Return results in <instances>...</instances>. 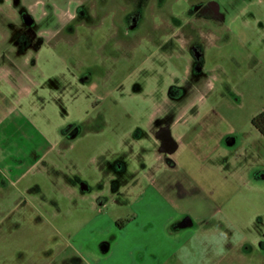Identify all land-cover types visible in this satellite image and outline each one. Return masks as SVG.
I'll return each instance as SVG.
<instances>
[{
  "label": "rangeland",
  "instance_id": "rangeland-1",
  "mask_svg": "<svg viewBox=\"0 0 264 264\" xmlns=\"http://www.w3.org/2000/svg\"><path fill=\"white\" fill-rule=\"evenodd\" d=\"M111 1L113 10L83 14L72 0L59 9L50 0H0V117L20 111L23 134H60L43 160L13 176L14 186L5 188L0 173V264H45L51 255L81 264L85 232L92 244L119 234L111 219L132 212L120 186L137 178L175 199L195 225L229 222L240 243L264 229V136L252 123L264 111V0H217L226 20L219 27L192 14L200 0ZM24 38L31 42L19 53ZM159 127L183 141L164 171L146 147ZM139 140L144 171L131 156ZM82 180L92 186L85 198ZM98 190L121 203H95ZM259 253L247 251L244 264H264Z\"/></svg>",
  "mask_w": 264,
  "mask_h": 264
},
{
  "label": "crops",
  "instance_id": "crops-1",
  "mask_svg": "<svg viewBox=\"0 0 264 264\" xmlns=\"http://www.w3.org/2000/svg\"><path fill=\"white\" fill-rule=\"evenodd\" d=\"M2 98L0 96V100ZM22 116L20 111H16L14 114L10 113L5 117H0V162L4 164L0 168V173L2 174V185L5 188L14 186L17 182V178H13L14 175L20 176V179L24 174H21V171L27 165L33 166L40 159L43 160L60 141V134L59 137L56 136L51 141L45 136L37 134V130V136L30 134V130L23 134V128L19 121ZM5 124L11 125V128L8 129L9 132H7ZM162 128L168 129L166 134L173 141L171 148L167 149L162 145L160 132ZM91 129L96 130L94 126ZM66 134H61V136L65 137ZM16 135H19L17 137L22 136L26 140V147L23 148L21 145V143L24 145L23 142L16 141ZM154 136L155 138L150 141V145L146 147L153 149L155 159L159 162L156 167L164 171L168 167L166 161L169 156L176 154L183 144L182 135L175 137L168 127H159ZM134 143H137L138 148L136 151H131V156L133 159H138L136 164H139L141 170L144 171L139 158L143 155L141 150L145 145L141 141ZM29 162L31 163L29 164ZM170 164L176 165V162L173 161ZM99 168L102 172H111L103 166H99ZM109 177L114 192L118 191V177L115 174H109ZM140 180L137 178L135 182L123 183L120 186L122 191L126 193L125 201L131 206L132 212L125 218L120 216L115 217V221L111 219L110 223L115 224L119 233L115 235L113 240L100 239L97 243L94 241L92 244L91 239L87 237V234L90 233L85 232L83 234L79 247L81 249V264H103V258L100 256L102 252L105 256L109 255L108 264H169L172 262H181L182 264H225L226 262L235 264V261L244 264L245 253L256 251L258 235L255 236L256 241L240 243V239L241 237L244 238V235L240 236L238 227L229 222L227 226H214L211 221L204 218L206 217L205 214L202 216L203 222L195 225L190 215L178 209L175 199L162 194L161 189L155 188L153 183L142 185ZM91 187L85 180H82L81 197H87L86 193ZM113 197L109 198L110 201L114 199V203L119 205L121 201L118 195L114 194ZM96 198L97 200L94 202L100 205L109 201L103 197L100 190H98ZM219 220L221 221V218ZM106 225L108 226V223ZM106 225L100 227L102 232ZM230 234L238 237L235 242L229 244ZM246 243L249 244L248 248H245ZM92 245L93 248L98 249L99 253L92 249ZM214 248L219 252L216 260L213 256ZM258 259L253 264L259 263ZM47 260L45 264H71L67 259L55 261L52 255Z\"/></svg>",
  "mask_w": 264,
  "mask_h": 264
},
{
  "label": "flooded vegetation",
  "instance_id": "flooded-vegetation-1",
  "mask_svg": "<svg viewBox=\"0 0 264 264\" xmlns=\"http://www.w3.org/2000/svg\"><path fill=\"white\" fill-rule=\"evenodd\" d=\"M85 1L86 0H72V3H74L73 6L75 7V9L78 11H81V13H83V14H85L88 9H94V10L111 9V10H113L111 8L113 6V4L111 3L112 2L111 0H92L93 2L92 3L90 2L89 4L85 3ZM212 1H214V0H202V1L200 0L197 3H193L190 7V11L195 16V18H203V19L209 21L213 26L219 27V26H222L226 20L224 19V13H222V11H221L220 4L218 6L217 3H214ZM215 1H217V0H215ZM46 7L47 6L44 3V8H46ZM50 7L57 8V9L64 8L63 3L60 2V0H50ZM130 8L131 9H130L129 13L126 14L124 16V19H123L125 22V26H126V22H128V27H132L134 24L133 21L136 20L135 15H134L135 8L133 5L130 6ZM139 18H137L138 21L140 20ZM23 20L26 23L27 22L32 23V18L28 14L23 15ZM112 21L114 23H116V20L112 19ZM22 41H24V44H21V45L16 47L18 49L19 53L26 52L28 49L27 44L31 42L30 40H27L25 38ZM190 51H191L194 59H196L199 62L203 60L204 49L200 44H198L197 42L193 43L190 46ZM195 54H198L199 56L196 57ZM262 122H264V116L261 118L259 123H262ZM253 125L255 126V128L258 129V127L255 124H253ZM73 127L74 126H70V128H67L68 132L71 129H73ZM259 132L261 133L260 130H259ZM75 133L76 132H73L72 134H75ZM161 134H162V138H161L162 145L164 147H166L167 149L171 148L173 146V144H172L173 141L171 140V138L166 134L165 131L161 132ZM248 246H249V244L246 243L245 248H248ZM257 247L259 248L260 255L263 254V256H264V253L262 252L264 250V229L260 230L258 233ZM258 261H262V260L259 258Z\"/></svg>",
  "mask_w": 264,
  "mask_h": 264
},
{
  "label": "trees",
  "instance_id": "trees-1",
  "mask_svg": "<svg viewBox=\"0 0 264 264\" xmlns=\"http://www.w3.org/2000/svg\"><path fill=\"white\" fill-rule=\"evenodd\" d=\"M264 116V111L257 114L253 119L252 122L255 124L258 129L261 131V133L264 135V122L259 123L261 118Z\"/></svg>",
  "mask_w": 264,
  "mask_h": 264
},
{
  "label": "water",
  "instance_id": "water-1",
  "mask_svg": "<svg viewBox=\"0 0 264 264\" xmlns=\"http://www.w3.org/2000/svg\"><path fill=\"white\" fill-rule=\"evenodd\" d=\"M212 2L217 3L218 6H219V2H217V1H215V0L212 1ZM218 6H217V7H218ZM195 56L198 57L199 55H198V54H195ZM163 131L168 132V129H167V128H162L160 132H163Z\"/></svg>",
  "mask_w": 264,
  "mask_h": 264
}]
</instances>
